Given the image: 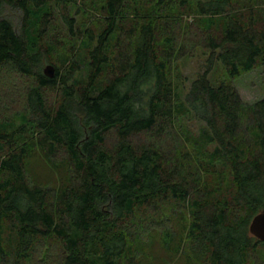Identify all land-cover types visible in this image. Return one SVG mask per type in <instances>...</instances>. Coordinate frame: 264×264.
Masks as SVG:
<instances>
[{"label": "trees", "instance_id": "16d2710c", "mask_svg": "<svg viewBox=\"0 0 264 264\" xmlns=\"http://www.w3.org/2000/svg\"><path fill=\"white\" fill-rule=\"evenodd\" d=\"M216 62L264 71V0H0V264H264V98Z\"/></svg>", "mask_w": 264, "mask_h": 264}, {"label": "rangeland", "instance_id": "374dc122", "mask_svg": "<svg viewBox=\"0 0 264 264\" xmlns=\"http://www.w3.org/2000/svg\"><path fill=\"white\" fill-rule=\"evenodd\" d=\"M3 15L16 21L18 25L22 18V13L19 10L11 7H6L3 11ZM209 58V52L203 49H198L193 57L185 58L178 62L176 65L186 78L184 93L187 92L191 82L197 77V75L203 72L206 68V64ZM47 65V64H46ZM213 84H219L222 81L232 83L239 91L240 95L246 102L254 103L264 98V71L263 68H257L245 75L231 79L225 73V70L220 62H216L210 75ZM17 82L10 89L5 88L3 93V103H8L10 108H18L22 98L21 86H17ZM201 121L192 119L189 122L190 127L197 131L201 126ZM42 162V163H41ZM34 172L41 178L49 180L51 178L48 168L43 165V161L38 159L33 162ZM140 264H184L181 253L176 251L171 258V255L166 252L162 246V242L159 239L150 240L146 245L145 252L141 258Z\"/></svg>", "mask_w": 264, "mask_h": 264}, {"label": "water", "instance_id": "95a60500", "mask_svg": "<svg viewBox=\"0 0 264 264\" xmlns=\"http://www.w3.org/2000/svg\"><path fill=\"white\" fill-rule=\"evenodd\" d=\"M45 73L50 77L54 76L55 74L54 66L48 65L45 68ZM250 231L254 236L264 241V212L254 218L250 226Z\"/></svg>", "mask_w": 264, "mask_h": 264}]
</instances>
